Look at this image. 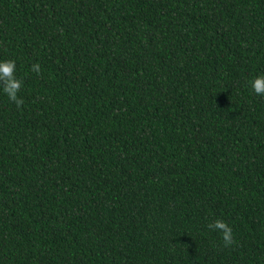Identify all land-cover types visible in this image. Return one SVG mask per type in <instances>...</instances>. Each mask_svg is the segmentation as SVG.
I'll use <instances>...</instances> for the list:
<instances>
[{
    "label": "trees",
    "instance_id": "16d2710c",
    "mask_svg": "<svg viewBox=\"0 0 264 264\" xmlns=\"http://www.w3.org/2000/svg\"><path fill=\"white\" fill-rule=\"evenodd\" d=\"M0 59V264H264V0H0Z\"/></svg>",
    "mask_w": 264,
    "mask_h": 264
},
{
    "label": "clouds",
    "instance_id": "9594fccd",
    "mask_svg": "<svg viewBox=\"0 0 264 264\" xmlns=\"http://www.w3.org/2000/svg\"><path fill=\"white\" fill-rule=\"evenodd\" d=\"M16 61L12 59H0V93L14 102L17 108L23 103V99L18 95L22 86V80L16 75ZM31 71L39 73V63L31 65ZM249 87L253 93L264 95V73L258 74L249 80ZM209 228L217 230L224 242L225 246L233 242L232 229L221 219H215L208 225Z\"/></svg>",
    "mask_w": 264,
    "mask_h": 264
}]
</instances>
